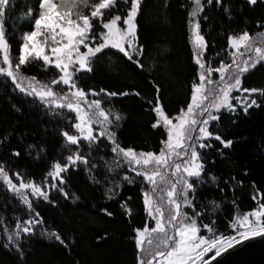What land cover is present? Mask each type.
<instances>
[{
	"label": "trees",
	"instance_id": "obj_1",
	"mask_svg": "<svg viewBox=\"0 0 264 264\" xmlns=\"http://www.w3.org/2000/svg\"><path fill=\"white\" fill-rule=\"evenodd\" d=\"M202 3L204 11L198 19L208 44L205 60L211 61L213 67L220 61L228 62L229 36L247 31L252 38L263 39L264 0H257L256 5H250L248 0H222L219 5L215 0ZM129 7L121 0L115 11L125 15ZM193 8L192 0H142L137 36L144 51L133 54L129 61L122 53L105 49L93 58L91 72L76 74L77 85L86 92L105 89L129 93L88 97L101 99L104 108L121 116L108 127L122 147L158 154L166 132L161 126H152L157 120L152 111L157 95L170 117L190 103L192 88L198 80L189 23ZM29 9L38 10V0H10L2 18L13 56L18 55L22 33L32 27L34 17L28 15ZM97 30H102L98 24ZM135 60L144 67L138 68ZM22 73L42 82H50L58 74L51 66L45 70L41 61L23 67ZM242 87L264 89V62L242 76ZM253 98L259 107L249 108L246 114L238 106L234 112L222 109L217 113L220 118L208 125L212 133L231 140V147L224 148L219 141L209 139L202 143L210 147L197 149L202 155L204 174L201 179L192 180L195 187L188 194L195 211L186 207L182 212L197 220L200 235L206 238L212 234L203 228L204 224L212 225L217 234L233 235L231 225L235 218L264 203L258 195L264 194V96L254 94ZM74 122L73 113L46 107L0 75V163L13 179V174L19 173L25 181L42 187L52 183L48 177L52 165L65 163L71 154L69 149L76 150V146L66 145L62 135L64 131L75 132L71 127ZM112 147L106 135L91 145L81 142L78 150L87 157L88 164L78 163L62 173L65 183L58 185L68 197L54 188L47 201L30 198L31 209L0 179V264H139L141 258L147 261L150 254L165 251L159 236L153 237L151 244L143 245L144 252L138 251L135 230L154 227L143 204V194L150 186L143 177L130 172L126 164L115 167L117 157ZM14 152L20 155L15 156ZM120 160L123 162V158ZM124 175L133 182L125 181ZM211 177L216 178L215 182ZM109 188L118 192L112 193L114 199L107 198ZM105 209L112 215H106ZM196 212L202 215L196 216ZM37 218L43 222L35 225L32 233L21 232L16 242L19 251L8 244L5 229L11 233L17 222ZM52 232L59 234L64 243L49 238L47 233Z\"/></svg>",
	"mask_w": 264,
	"mask_h": 264
},
{
	"label": "snow or ice",
	"instance_id": "obj_2",
	"mask_svg": "<svg viewBox=\"0 0 264 264\" xmlns=\"http://www.w3.org/2000/svg\"><path fill=\"white\" fill-rule=\"evenodd\" d=\"M120 2L121 0H94L92 3L90 0H38V10H28V15L34 17L32 27L29 31L22 33L18 55L13 56L10 53L9 42L5 38L2 19L6 15L10 0H0V53H2L0 75L10 78L20 92L38 97L46 107L51 105L57 109L67 108L69 112L75 113L76 121L71 125L75 133L62 132L66 145L76 146V150L69 149L71 154L66 157L65 163L56 162L52 165L48 173V177L53 181L51 185L42 187L33 181H25L19 173L13 174L19 184L14 183L12 176L2 163H0V179L8 185L10 190L20 196L29 209L32 208L31 201L22 190L30 189L33 196L43 197L47 201L49 196L45 187L50 186L57 188L67 198L68 193L58 187L65 183L62 173L75 168L78 163L88 164L87 157L78 150L81 141H88L91 145L98 142V137L106 135L113 145L111 151L117 157L115 167L120 166V158H123V163L129 166L128 170L134 172L135 176L143 177L153 192L159 190L166 195V202L170 206L166 219L160 205L157 203L154 207L152 196L149 192H144V203L149 216L155 221V226L151 228L145 226L135 230L137 249L139 252L145 251L143 245L146 233H158L162 235L161 243L167 251L150 254L151 258L147 261L141 258L139 264H211V260L205 259L208 253L215 250L211 258L214 260L221 255L222 251L233 247L234 244L252 237L264 236V203H261L257 210L236 217L231 225L233 235L217 234L212 225L204 224L203 228L212 234L206 238L200 235L201 226L198 225L197 220L182 212L180 198H183L184 207L193 208L195 211L188 194L195 187L192 180H199L204 174L202 155L197 148L205 149L211 146L200 141L215 139L224 148L231 147L233 143L209 131L210 121L220 118L213 112L218 113L222 109L234 112L239 105L246 114L249 108L259 107L253 96L254 94L264 96V89L242 87V76L264 62V50L259 46L253 47L250 43L253 38L249 32L244 31L239 35L228 37L229 47L232 49L229 53L232 57L231 63L220 61L217 67H213L211 61L205 60L208 44L201 33L198 19L204 11V6L202 0H192L194 8L189 12V23L192 27V43L195 46L193 58L199 69L198 83L193 86L192 103L181 112L179 117L172 118L163 110L157 95L152 108L157 115V120L152 126L166 128L167 140L163 141L165 147L158 154L137 153L135 149L122 147L115 139V133L109 131L108 126L114 120L118 122L121 116L104 108V102L101 99L88 98L89 96L98 97L101 93L108 97L126 96L129 93L108 92L105 89L99 92H86L77 85L75 79L76 74L81 71L91 72L93 58L105 49H114L122 53L129 61L133 60V51L137 53L144 51L138 44L137 36V17L142 0H122L124 4H130L125 15L115 11ZM212 2L213 0H207L208 4ZM215 2L219 5L222 0H215ZM248 3L256 5L257 0H248ZM82 8H87L89 11L85 13ZM109 12L113 14L106 18L105 14ZM97 24L102 30H97ZM33 61H41L45 70L49 66L54 67L60 74L50 82L24 76L22 68ZM134 62L138 68L144 67L139 60ZM213 74H218L219 81L213 80ZM24 80H28L27 88L22 86ZM221 83L223 86H220ZM61 84L69 91H56V86ZM213 84H217L218 87L216 89L208 87ZM155 88L159 93V86L156 85ZM233 91L241 95L232 96ZM209 93L212 94L211 100ZM135 94L139 95V93ZM233 100L236 101L235 104L232 103ZM206 101L208 103H205ZM150 103L153 102L150 101ZM197 109L199 112L196 111ZM94 125H99L101 130L95 132ZM13 154L20 155L19 152ZM123 179L129 183L133 182L128 175H124ZM211 179L213 182L216 180L215 177ZM162 184L170 185V187L161 188ZM116 187L119 188V185ZM112 193L118 194L116 188L108 189L106 193L108 199L115 198ZM258 195L264 199V194ZM256 198L253 197V199ZM121 206L126 208L125 204ZM216 207L218 208L219 205L217 204ZM127 211L130 212V210ZM104 212L106 215H112L107 209ZM200 215L202 213L196 212V216ZM36 216L39 217V213H36ZM42 222L39 218L26 220L23 223L17 222L15 230L7 236L8 244L15 245L19 251L20 248L16 242L20 239L21 232L30 234L34 226ZM169 227L174 230L173 235L168 234ZM47 235L64 243L60 235L55 232L47 233ZM148 243L151 244L152 241L149 240Z\"/></svg>",
	"mask_w": 264,
	"mask_h": 264
},
{
	"label": "rangeland",
	"instance_id": "obj_3",
	"mask_svg": "<svg viewBox=\"0 0 264 264\" xmlns=\"http://www.w3.org/2000/svg\"><path fill=\"white\" fill-rule=\"evenodd\" d=\"M263 36V39H260L259 37H254L253 39H252V41L250 42L252 45H253V47H255V46H259V47H261L262 48V50H264V35H262ZM192 39H193V37H192V32H191V44H192V46H193V50H194V44L192 43ZM232 51V49L230 48V51H229V53ZM135 53H137L136 51H133V53L132 54H135ZM2 54V53H1ZM193 60H194V58H193ZM231 60H232V57L230 56V54H229V58H228V62L227 63H231ZM195 63V62H194ZM196 64V63H195ZM198 67V66H197ZM56 71H57V76L60 74L59 73V71L56 69ZM3 76H5V75H3ZM57 76H54V78L55 77H57ZM198 76H199V69H198ZM6 77V76H5ZM213 80H216V81H219V78H218V74H213ZM10 81H11V79L10 78H8ZM229 82H231V81H229ZM196 83H198V80H197V82ZM22 86H24V87H28V80H24V82H23V85ZM220 86H223L222 85V83L220 84ZM209 88H212V89H216L217 87H218V85L217 84H213V85H209L208 86ZM56 91H60V92H67V91H69L67 88H65V86H63L62 84L61 85H57L56 86ZM192 95H193V88H192V93H191V99H190V103L189 104H191L192 103ZM231 95L232 96H240L241 94L240 93H238V92H235V91H233L232 93H231ZM246 95V94H245ZM35 98H37L41 103H43L38 97H36L35 95H33ZM89 99H92V98H89ZM209 99L211 100L212 99V94L211 93H209ZM205 103H208L207 101L205 102ZM232 103H236V101H232ZM44 104V103H43ZM189 104H188V106H189ZM45 105V104H44ZM187 106V107H188ZM238 107H240L239 105H237ZM47 107H49V108H51V109H53V110H66V111H68L67 110V108H64V109H57V108H54L53 106H51V105H49V106H47ZM86 107V106H85ZM187 109V108H186ZM186 109H184V110H186ZM197 112H199V109H197L196 110ZM182 112V111H181ZM181 112L178 114V115H176L175 117H172V118H177V117H179L180 116V114H181ZM72 113V112H71ZM74 114V117H75V113H73ZM156 114V113H155ZM213 114H215V115H217V113L216 112H213ZM156 118H157V115H156ZM76 122V121H75ZM173 122L175 123L176 122V120L174 119L173 120ZM211 122V121H210ZM94 127V129H95V132H99L101 129H100V126L99 125H94L93 126ZM164 130H165V132H166V140H167V130H166V128L164 127V126H161ZM74 131H75V129H74ZM95 132H94V134H95ZM75 133V132H74ZM77 135H78V133H76ZM195 135V134H194ZM100 137H102V136H100ZM100 137H98V138H100ZM202 141H204V140H201L200 142H202ZM81 142H85V143H89L88 141H81ZM165 147V145L163 144V147H162V149ZM161 149V150H162ZM198 149V148H197ZM138 153V152H137ZM116 161H117V158H115V161H114V165L116 164ZM119 163H120V166L119 167H121V166H123L124 165V163L123 162H121V160L119 161ZM127 165V164H126ZM128 166V165H127ZM118 167V168H119ZM13 179V178H12ZM2 180V179H1ZM3 181V180H2ZM13 182L14 183H17V184H19V181L18 180H16L15 178L13 179ZM51 182L53 183V181L51 180ZM52 183H50V184H46V185H51ZM56 183H58V181L56 182ZM6 185V187L9 189V187H8V185L7 184H5ZM149 185V184H148ZM150 186V185H149ZM44 187V186H43ZM160 187L161 188H164V187H170V185H165V184H162V185H160ZM179 187V186H178ZM52 189H54V188H50V186L49 187H45V191L48 193V195H49V193H50V191L52 190ZM10 190V189H9ZM12 191V190H11ZM23 192H24V194H26L27 196H28V198L30 199V198H34V199H36V198H41L42 200H44L43 199V197H39V196H33L32 194H31V190L30 189H27V190H22ZM12 192H14V191H12ZM149 192V194H150V196H152V198H153V200H154V207H155V204H159L160 205V207L163 209V211H164V214H165V218L167 219V216H168V213H169V210H170V206L167 204V197H166V195H164L161 191H159V190H157V191H155V192H153L152 191V188H151V186H150V190L148 191ZM15 193V192H14ZM180 202L182 203V211L186 208V207H184L183 206V198L181 197L180 198ZM143 204H144V208H145V210H146V213L148 214V211H147V209H146V206H145V203H144V196H143ZM259 208V206L257 207V208H255L254 210H257ZM253 210V211H254ZM148 217L150 218V219H152V217H150L149 216V214H148ZM236 219V218H235ZM153 220V219H152ZM235 221V220H234ZM165 222H166V220H165ZM153 223H154V226H155V221L153 220ZM167 231H168V234L169 235H173L174 234V230L171 228V227H169L168 229H167ZM3 233H4V236L6 237V239H7V236L9 235V234H11L10 232H7V231H3ZM155 236H159V241H160V246L162 247V249H164L165 251H167V249L166 248H164L163 247V245H162V243H161V241H162V239H163V237H162V235L161 234H158V233H151V234H149V233H146L145 234V237H144V245L146 244V242H148L149 240H151L153 237H155ZM215 251V250H214ZM214 251L213 252H210V253H208V255L205 257V259L206 260H211V258H212V256L214 255ZM151 258V257H150Z\"/></svg>",
	"mask_w": 264,
	"mask_h": 264
},
{
	"label": "water",
	"instance_id": "obj_4",
	"mask_svg": "<svg viewBox=\"0 0 264 264\" xmlns=\"http://www.w3.org/2000/svg\"><path fill=\"white\" fill-rule=\"evenodd\" d=\"M211 264H264V236L243 240L221 252Z\"/></svg>",
	"mask_w": 264,
	"mask_h": 264
}]
</instances>
